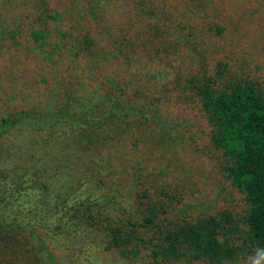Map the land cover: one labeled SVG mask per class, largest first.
I'll return each instance as SVG.
<instances>
[{
    "label": "trees",
    "instance_id": "1",
    "mask_svg": "<svg viewBox=\"0 0 264 264\" xmlns=\"http://www.w3.org/2000/svg\"><path fill=\"white\" fill-rule=\"evenodd\" d=\"M6 1L0 0V43L10 39L18 46L17 36L27 34L36 53L56 68L65 51L73 50L75 55L81 51L83 57L94 59L109 53L110 62L120 58L125 63L127 75L101 79L107 81L100 82L101 91L92 92L88 87L97 79L74 74L59 80V96L52 103L0 117V264H61L50 242L66 247L71 239L81 243L82 264H242L254 253L264 264V89L247 78L224 75V63H218L212 75L183 80L186 98L197 101L209 126V141L221 153L223 174L242 195L246 207L241 220L222 210L160 224L155 219L166 209L161 211L159 205L158 210L150 200L144 203L145 194L138 196L136 205L131 201L124 205L112 194H79L82 175L67 188L52 191L48 182L77 166L69 164L73 158L82 163L86 159H80L81 152L92 151L110 138L109 132L128 128L132 122L150 123L161 136L176 139L180 124L167 106L168 71H163L162 85L151 84L158 73L154 69H145L143 79L137 77L143 62L135 65L127 45L115 52L100 48L88 28L81 33L73 25L59 27L64 25L62 18L55 11L47 12L43 3L37 8L41 15L31 20L36 25L25 33L20 23L3 16L1 6ZM82 3L80 19L95 28L104 25L108 34H113L106 24L110 5L118 12L128 10L130 16L133 9L134 19L154 17L148 0ZM178 79H173V88L180 86ZM66 156L67 162L60 166L57 160ZM85 165V170L91 168L89 161ZM237 238L244 242L236 243Z\"/></svg>",
    "mask_w": 264,
    "mask_h": 264
},
{
    "label": "rangeland",
    "instance_id": "2",
    "mask_svg": "<svg viewBox=\"0 0 264 264\" xmlns=\"http://www.w3.org/2000/svg\"><path fill=\"white\" fill-rule=\"evenodd\" d=\"M150 1L154 17L144 20L134 19L131 8L132 16L127 9L118 12L110 5L106 24H110L114 35L105 32L104 25L95 28L80 19L82 0H7L1 6L3 16L20 23L25 33L29 26L36 25L31 20L41 15L37 8L43 3L47 12L55 11L62 18L64 25L59 27L68 29L73 25L81 33L88 28L100 48L115 52L127 45L133 51L129 55L131 59L135 57V65L143 62V72L137 77L143 79L145 69L158 72L149 80L151 84H161L164 69L168 71L164 77L169 82L165 90L167 106L171 118L180 124L176 139L161 136L150 123L132 122L128 128L109 132L110 138L104 137L92 151L81 152L85 156L80 159H86L82 163L73 158L69 164L77 166L63 171L53 181L51 178L48 187L52 191L65 189L82 175L85 177L79 181L78 189L81 195L112 194L124 205L128 201L136 205L138 196L145 194L141 199L144 203L150 200L158 210L159 205L161 211L166 209L157 214L155 221L160 224L222 210L241 220L246 207L242 195L223 174L221 153L209 141V126L198 112L197 101L186 98L183 80L190 75H212L218 63H224V75L247 78L264 89V0ZM216 27L221 28L220 33H216ZM28 36H17L18 46L10 39L0 43V117L20 108L32 110L52 103L59 96V80L74 74L97 79L88 87L92 92L101 91L100 82H107L101 79L127 75L125 63L120 58L117 63L110 62L109 53L94 59L91 55L83 57L81 51L76 55L73 50L65 51L56 68L43 61ZM178 76L181 84L173 88V79ZM129 82L132 86V79ZM67 159L66 156L57 162L63 166ZM87 161L91 163L89 170H85ZM144 203L140 210H144ZM235 242L244 241L237 238ZM80 244L71 239L66 247L57 241L50 242L49 247L61 264H82ZM242 264L263 263L254 253Z\"/></svg>",
    "mask_w": 264,
    "mask_h": 264
}]
</instances>
